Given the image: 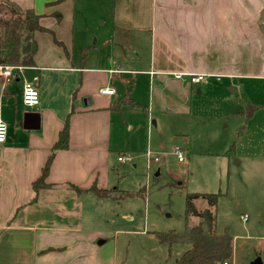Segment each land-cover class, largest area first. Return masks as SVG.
<instances>
[{
	"label": "crops",
	"instance_id": "0c3cea01",
	"mask_svg": "<svg viewBox=\"0 0 264 264\" xmlns=\"http://www.w3.org/2000/svg\"><path fill=\"white\" fill-rule=\"evenodd\" d=\"M3 1L42 15V26L60 41L58 32L64 28L61 12L88 0L79 1V5L77 0H0V6ZM90 1L112 11V43L122 49L126 59L128 51L139 48L140 35L150 39L147 72L153 88L157 80L160 86L175 85L188 95L192 87L187 86L201 84L190 82L188 74H206L207 79H228L230 83L239 77L264 80V36L259 29L264 0ZM56 13L62 16L61 22ZM117 28L128 32L131 40L127 47L117 43ZM51 37L35 34L38 51L34 67L16 72L9 84L0 77V120L8 125L6 141L0 145V264H106L103 246L108 239L87 236L84 206L88 200L82 196L92 194L101 201L86 191L94 183L110 189L106 187L111 173L113 113L117 112L112 106L121 100L112 99L116 93L103 95L101 90L111 88L109 76L122 75L125 70L115 60L113 69L75 67L69 55L66 62L58 57L65 51L57 45L43 58L40 44ZM176 74L185 76L177 79ZM28 79L40 92L35 107L23 103ZM123 100L140 106L130 98ZM125 107L118 112L123 113ZM73 110L69 148L56 152L46 179L53 187L36 194L32 184L41 177ZM68 184L83 192L73 191ZM89 202L93 206L92 199ZM100 236L105 240H99Z\"/></svg>",
	"mask_w": 264,
	"mask_h": 264
},
{
	"label": "rangeland",
	"instance_id": "374dc122",
	"mask_svg": "<svg viewBox=\"0 0 264 264\" xmlns=\"http://www.w3.org/2000/svg\"><path fill=\"white\" fill-rule=\"evenodd\" d=\"M64 11V28L57 37L67 40L73 65L113 69V60L122 63L123 74L109 76V87L116 93L112 99L130 98L140 105L128 104L123 113H113L106 188L116 189L119 198L97 201L92 194L82 196L88 200L87 236L108 239L103 246L106 264H176L189 246L170 247L157 234L185 231L187 194L221 195L215 207L216 228L233 237L229 264H252L257 258L264 264V80L206 79L187 86L192 87L188 95L175 85L160 86L157 80L153 88L147 72V35H140L139 48L128 51L126 59L112 43V11L90 0ZM53 45V36L43 38V58L54 52ZM61 52L58 57L68 61L67 53ZM177 150L184 161H179ZM119 156L126 161L118 162ZM126 193L133 196L122 197ZM196 207L208 209V201L201 198ZM189 221L194 225L199 218L191 216Z\"/></svg>",
	"mask_w": 264,
	"mask_h": 264
},
{
	"label": "trees",
	"instance_id": "16d2710c",
	"mask_svg": "<svg viewBox=\"0 0 264 264\" xmlns=\"http://www.w3.org/2000/svg\"><path fill=\"white\" fill-rule=\"evenodd\" d=\"M3 6L6 10L4 14L0 16V66L34 67L36 65L35 55L38 51V44L35 39V34L37 32H43L53 36L55 45L63 48L67 55H69L66 46L63 42L57 40L54 32L42 26V15L37 14L34 10H23L9 1H3L0 6V13L2 12L1 9ZM55 15L57 16L58 22H61L62 16L59 13ZM115 37L117 43L123 47L128 45L131 40V38L128 37L127 31L118 28L115 31ZM128 104H132V102L130 100H121L114 104L112 109L115 111H122ZM135 105L136 104H134V106ZM73 113L74 110L67 118L60 132L59 139L52 148V153L42 169L41 177L32 184V188L36 194L41 190L53 187L52 184L46 182V179L50 173L56 152L69 148L70 117ZM68 185L77 193L83 192L77 185ZM86 191L93 193L101 200L119 198L116 196V189H103L100 188L97 183H94L91 188ZM130 196L133 195L127 194L122 197L128 198ZM220 197V194H187V223L185 231L182 233L171 231L157 234L160 242L170 247L174 245L189 246L177 260L176 264H225V262L232 257L233 237L227 230L223 233H219L216 228L217 216L215 207ZM201 198L208 201V209L199 210L196 207V201ZM34 200H36V198ZM191 216L199 218L197 224H191L189 221ZM50 250L52 249H48L47 251Z\"/></svg>",
	"mask_w": 264,
	"mask_h": 264
},
{
	"label": "built area",
	"instance_id": "2783aa9c",
	"mask_svg": "<svg viewBox=\"0 0 264 264\" xmlns=\"http://www.w3.org/2000/svg\"><path fill=\"white\" fill-rule=\"evenodd\" d=\"M24 67L22 66H0V77L3 79L4 84H9L15 77L16 72H22ZM185 74H176L177 79H182ZM189 81L193 84H199L206 81L208 75L206 74H188ZM103 95H114L115 91L111 88H105L101 90ZM23 103L27 107H35L40 103V92L35 85L30 82H25L23 86ZM8 133V125L0 120V145L6 141ZM179 161H184V155L180 150H177ZM120 162H125V157L118 159ZM150 160L158 162L159 159L155 156H150ZM225 264H229L225 262Z\"/></svg>",
	"mask_w": 264,
	"mask_h": 264
},
{
	"label": "water",
	"instance_id": "95a60500",
	"mask_svg": "<svg viewBox=\"0 0 264 264\" xmlns=\"http://www.w3.org/2000/svg\"><path fill=\"white\" fill-rule=\"evenodd\" d=\"M259 29H260L262 35L264 36V12L262 15V23L260 24ZM88 104H91V100H89ZM25 125H26V127H28L27 123ZM103 243H104L103 241H100V244H103ZM252 264H263V262L260 258H257L254 262H252Z\"/></svg>",
	"mask_w": 264,
	"mask_h": 264
}]
</instances>
